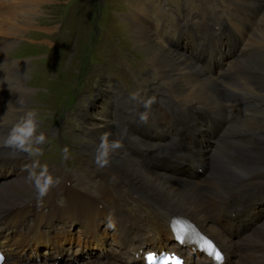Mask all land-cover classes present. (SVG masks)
Instances as JSON below:
<instances>
[{"label":"bare ground","instance_id":"obj_1","mask_svg":"<svg viewBox=\"0 0 264 264\" xmlns=\"http://www.w3.org/2000/svg\"><path fill=\"white\" fill-rule=\"evenodd\" d=\"M33 1L36 0H17L15 5H13L14 10L12 14L10 13L8 16L9 19L7 21H5L4 18L1 19L0 55L5 54L7 49L13 45L11 41L13 36L17 33H15V31H19L21 28L20 26H23V24L27 25L29 23L31 16L36 10L35 4H32ZM257 1L258 0H253V2ZM38 4L39 3H37V5ZM129 4L133 6V8L142 9L143 7L141 0H132ZM244 6H248V9L244 8ZM244 6L243 10L245 12L239 9L241 7L240 5L234 6L232 4L231 7L233 11L232 15L233 13L236 15L233 17L234 24L236 28L240 30L244 22L248 21L254 14L252 7L249 6V2ZM155 10L159 11L160 6L155 8ZM137 13L139 12L133 11V17L129 14L131 25L133 26H130L129 30L131 35L133 31L134 40L136 42H141L139 45L143 50L149 49L151 44H155L160 50L166 51L168 56L165 54L163 55L157 50H154L152 53L150 52L153 62L157 64L158 67H171L176 70H181V61L186 58V55L163 44L149 30H147L149 34L145 35L146 28L136 18ZM261 20L260 23L254 26L253 31L247 37V43L251 41V45L255 47L253 50L254 53L243 55L234 59L232 62H230L231 60L228 61L230 62L228 66L232 69L244 72L247 68L253 71L252 74L247 76V79H239L228 85L239 98L249 99L247 104H245L248 106L258 102H264L259 100L264 98V84H259L261 78L259 79V77H257L258 73L249 61L253 59L252 55L264 52V14ZM150 35L155 38L152 39L153 41L149 39ZM168 63L171 64V66H166ZM255 71L256 73H254ZM177 83L183 94H185V92H190L211 104H221V101H217L218 90L213 77L205 76L193 83H184L181 81H177ZM16 88L18 91V101L13 104L17 108L28 98L31 89L28 84L26 85L24 83V80L17 81ZM258 88H261L262 91L257 90ZM8 90L9 88L5 89V91ZM1 91L2 89L0 87V92ZM258 94H261L262 97L258 98ZM3 97H5V94ZM6 106L10 105L6 104L3 100L0 101V108L2 110ZM243 111L247 112L248 110L244 109ZM94 124L96 127L99 125L98 122ZM245 128L246 126H244V129ZM94 133L100 134V136H95L96 143L99 144L101 135L108 132L104 128L103 130L97 128ZM108 134L109 142H111L114 139L110 133ZM240 138L241 137L236 134L229 133L211 142L210 147H212L217 155L224 159L226 163L220 168L213 163H206L202 160L203 172L200 173L197 180L175 177L162 171L147 170L140 166L133 158L128 156L122 148L110 154L109 165L111 167V172L125 182L127 191H135L138 197L144 201L168 206L177 213H184L196 219L206 231L210 232L225 246L228 255L226 264H244L243 261L247 264H264V216L262 215L264 211V199L259 189L261 183L260 174L264 172V146H259L255 149L234 147L232 145L233 141ZM261 138L264 139L263 133L257 138V144ZM226 166H228V170L233 172V175L229 180L221 183L220 176ZM75 177L76 176H73V178L77 180ZM96 183L99 190L98 196L106 203H112L117 194V190L114 188H107L101 183ZM251 187H253V190H251ZM30 188H32V186L29 181L16 179L4 182L1 181L0 205L4 204L1 203L3 200H9L19 194L28 193ZM250 190L254 195L250 196ZM10 201L11 200L8 202ZM207 210L217 211L225 222L219 224L218 217L213 219L210 218L209 215H207ZM78 216H81V218L79 219ZM54 219H59V223L55 224L53 222ZM75 220H78L81 225L80 231L77 233L65 228L66 223ZM22 223L24 227L34 232L35 237H40L44 242L52 244L53 246L60 245V239L68 241L73 240L76 244H83L90 241L97 242L100 238L96 234L98 222L95 219V212L83 207H77L73 210H57L55 208H50L46 212L35 210L30 220H27L25 204H20L9 209L6 212V218L2 222L1 228H5L3 230L4 234L7 230L18 232L16 239L9 242L10 245H14V247L19 248V250H23L24 246L27 245V249L30 251V249L34 248L33 235L20 232V228L15 226ZM40 226H43L46 230L40 229ZM232 230H237L239 232V239H231L225 234ZM262 249V252L255 254V251ZM9 254L10 257L5 258L2 264H55L43 258H39V260L35 261L18 259V252L15 249L10 250ZM87 263L123 264V262H114L105 259L99 261L97 258L89 259L86 262L83 260L79 263L71 264ZM193 264H204V260L194 259Z\"/></svg>","mask_w":264,"mask_h":264},{"label":"rangeland","instance_id":"obj_2","mask_svg":"<svg viewBox=\"0 0 264 264\" xmlns=\"http://www.w3.org/2000/svg\"><path fill=\"white\" fill-rule=\"evenodd\" d=\"M37 1L39 0L32 2V4H35L36 2V10L30 18L31 22L29 21L27 25L23 24V26H20V30L26 26L21 31H15L17 34L20 32L16 36L19 40L17 39L16 41H13V45L7 49L4 55L23 54L33 56L31 59L32 67L29 69V84L34 86L36 90L33 93L34 100L32 98L30 99L32 101L30 105H35V111L37 112L36 115L39 121L38 127L42 130L54 123V118H52L51 114L54 112V108L62 95L61 92L63 89L70 85L68 92L72 91L75 87L77 88L80 83V81L74 79V76L79 72V64L82 54H86L88 56L87 60H91L92 65H95L94 62L96 59L110 57V42L114 41L121 47L131 50L142 59L153 61L151 53L154 50L160 51L163 55L165 54L168 56L165 50H160L155 44H151L149 49L143 50L139 45L141 42H136L134 40L133 31L131 35L129 23L124 18V13L127 11L126 7L128 6L127 3H129V0H125V7L124 0ZM37 3L39 4L37 5ZM98 3L99 6L96 9V15L98 16L96 17V15H94V10ZM242 3L245 5L248 2L245 3L244 0H232V4L234 6L240 5L241 7L239 9L242 11H244V8L248 9V6H244ZM262 6L263 13L260 16V21L258 23H260L263 18L264 1ZM11 9L10 13L12 14L14 8L12 7ZM234 16H236L235 13H233V17ZM8 19L9 17L6 15L5 21ZM121 21L124 23V26ZM94 22H96V26L93 25ZM94 28L95 30L100 28V31L97 32V35L99 36L96 40H92L90 43L91 33H94ZM32 30L33 32H30V34L33 36H28L26 32ZM148 34L149 33L146 29L145 35ZM149 39L152 40L155 38L150 35ZM42 52L46 59V65L49 68L44 65L45 59L43 57L36 56ZM252 58L253 59H250L249 61L257 71V77L264 81V52L252 55ZM166 66H171V64L168 63ZM245 71H248L249 73L252 72L247 68ZM97 72V74H99L101 70L97 68ZM28 77V73L24 74L25 80H27ZM25 80L24 83L27 85ZM92 80L93 78L90 81L91 85ZM261 80H259V84H264ZM257 90H261V88H258ZM29 94H31V91ZM75 104L79 105V102H76ZM240 106L241 109H245L242 105ZM29 110L33 112L32 108H29ZM253 112L260 114L263 110H253ZM43 114L46 116L50 115L51 118L44 119ZM92 114H95V112H92ZM38 117H41L43 120ZM256 118L257 117H254L252 119L256 120ZM261 124H264V118L262 119L259 117V120L254 121L253 124L249 123L247 125L248 127H251V131H253L255 128L260 129L262 126L259 125ZM58 128L62 129L61 125H59ZM95 136H100V134L95 133ZM42 145L48 152H50V142H45ZM243 263L247 264L245 261H243Z\"/></svg>","mask_w":264,"mask_h":264},{"label":"clouds","instance_id":"obj_3","mask_svg":"<svg viewBox=\"0 0 264 264\" xmlns=\"http://www.w3.org/2000/svg\"><path fill=\"white\" fill-rule=\"evenodd\" d=\"M37 115L35 112L27 111L16 122L6 135H0V148L10 149L15 153H25L31 160V166L25 167L28 173L27 179L36 193V199L42 205L44 199L58 187L61 181L50 172L47 164H41L38 157L42 156L40 145L46 142L43 132L38 133ZM108 133L100 137V142L95 149L94 164L98 169L107 167L110 163V154L122 147L118 139L109 142ZM69 149L64 148V158H67Z\"/></svg>","mask_w":264,"mask_h":264},{"label":"snow or ice","instance_id":"obj_4","mask_svg":"<svg viewBox=\"0 0 264 264\" xmlns=\"http://www.w3.org/2000/svg\"><path fill=\"white\" fill-rule=\"evenodd\" d=\"M184 229H181V232L183 233ZM180 241H183L185 239V236L182 234L178 237ZM205 247L210 255L214 258L216 261H222V255L219 253V251L215 250L214 245H212L211 242L205 241ZM4 258L2 255H0V264H2Z\"/></svg>","mask_w":264,"mask_h":264},{"label":"trees","instance_id":"obj_5","mask_svg":"<svg viewBox=\"0 0 264 264\" xmlns=\"http://www.w3.org/2000/svg\"><path fill=\"white\" fill-rule=\"evenodd\" d=\"M160 204H162V203H160Z\"/></svg>","mask_w":264,"mask_h":264}]
</instances>
